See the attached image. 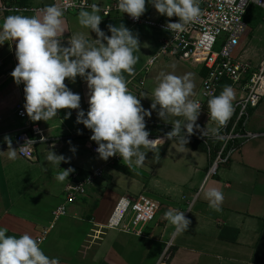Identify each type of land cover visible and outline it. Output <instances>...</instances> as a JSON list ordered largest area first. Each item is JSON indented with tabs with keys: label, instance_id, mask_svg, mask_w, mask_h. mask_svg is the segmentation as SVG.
<instances>
[{
	"label": "crops",
	"instance_id": "0c3cea01",
	"mask_svg": "<svg viewBox=\"0 0 264 264\" xmlns=\"http://www.w3.org/2000/svg\"><path fill=\"white\" fill-rule=\"evenodd\" d=\"M5 1L0 0V3ZM9 1L30 6L50 3V0ZM96 1L108 4L111 0ZM11 14L17 13L0 11V20ZM34 14L40 13L21 15ZM77 14L78 11L63 14L66 30L61 43L65 46L73 33L82 34L90 43L96 39L95 33L79 25ZM99 14L98 27L105 35H110L107 25L123 24L138 39V48L133 52L137 57L133 71L122 75L128 90L137 96L143 108L149 109L152 90L161 72L178 76L192 73L194 88L190 99L194 100L198 85L201 87L203 66L168 54H161L149 64L162 41L170 37L169 32L145 23L131 24L122 13ZM142 16L154 21L171 18L158 14L147 0ZM14 52L15 41L0 44V151L7 150L5 136L15 149L13 140L28 122L39 125L44 140L35 142L33 161L18 154L15 160L0 156V227L7 229L6 235L28 233L35 238L46 230L40 248L50 258L57 257L59 264H264L263 132L246 142H240L239 138L229 140L222 154L224 160L218 163L215 172H210L224 144V131L208 116L205 101L195 124L208 132L217 130L216 138L207 140V144L196 138L195 132L200 131L194 127L193 134L187 137L188 142H195L193 146L181 147L177 139L168 140L158 144L153 153L147 152L142 166H126L118 155L102 160L91 151L96 144L89 139L91 131L75 122L77 110L59 109L57 116L47 122L32 121L29 117L24 120L16 115L15 106L24 102V93L23 83H14L10 76L17 63ZM64 83L79 94L80 109L86 113V82L78 76L72 82L65 78ZM224 86L227 84H221L219 93ZM149 110L151 115L145 118L149 136L165 135L171 130L172 120H183V117L169 115L165 123L155 111ZM66 112L71 114L65 119ZM250 114L255 119L256 114L264 116L260 109H252ZM253 123H257V119ZM197 142L206 149L196 148ZM70 147L75 148L74 153L69 151ZM48 150L69 158L68 163L62 161L59 165L61 169L70 166L74 170L64 182L56 181L55 176L61 169L46 161ZM98 167H102L101 177L74 202L65 203V185L72 176L84 178ZM207 187H216L222 192L224 199L219 211L209 208L204 199L203 191ZM140 192L150 194L159 205V199L175 204L189 219L188 229L175 234L173 226L161 217L138 227L140 233L108 229L106 222L118 198L136 196ZM63 203L66 213L54 219L53 209ZM168 243L170 256L165 261L160 260Z\"/></svg>",
	"mask_w": 264,
	"mask_h": 264
},
{
	"label": "clouds",
	"instance_id": "9594fccd",
	"mask_svg": "<svg viewBox=\"0 0 264 264\" xmlns=\"http://www.w3.org/2000/svg\"><path fill=\"white\" fill-rule=\"evenodd\" d=\"M146 0H117L120 13H126L136 19L145 11ZM158 14L177 17L176 22H166L164 27L170 32L179 33L196 21L201 14L199 0H147ZM100 9L93 3L88 10L80 7L77 14L79 25L95 33L94 43H90L80 33H73L67 40V46L61 43L62 33L66 30L63 10L55 3L45 6L39 15L11 14L0 20V44L7 40L15 41L16 65L10 72L14 83H23V108L32 121H45L57 116L59 109H75L76 123H81L91 131L89 139L97 145L95 152L102 160L118 155L126 166H142L145 154L152 153L163 139H149L145 127V118L156 112L159 119L168 123L167 117H183V120L171 121V130L165 137H173L181 147L188 142L194 127L200 134L207 136L208 130L195 124L201 105L190 99L194 83L192 73L175 75L161 72L158 82L152 90L149 109L143 108L140 100L132 94L126 85L122 73L131 74L137 57L133 55L138 48L137 37L123 24L119 27L107 25L110 35H105L98 25L101 21ZM205 38L212 37L207 32ZM103 40V42H102ZM174 67V66H173ZM82 78L88 88V108L85 113L80 109V96L73 93L64 83L76 77ZM234 92L230 86H224L218 95L207 100L208 116L219 126H223L233 112ZM157 106H159L157 108ZM71 113L66 112V119ZM216 129H212L213 135ZM79 134V130H77ZM183 133V134H182ZM8 145L0 156L8 160L17 158L16 149ZM70 144V141L68 142ZM143 149V150H142ZM69 151L75 152L74 147ZM46 161L58 168L68 159L48 150ZM61 169V168H60ZM72 167L57 172V182H64ZM209 208L219 211L223 194L216 187H207L203 191ZM164 218L173 226L175 234L185 232L189 219L184 211L169 208ZM7 229L0 227V264H59L57 257H49L40 248V239L28 233L19 236L6 235Z\"/></svg>",
	"mask_w": 264,
	"mask_h": 264
},
{
	"label": "built area",
	"instance_id": "2783aa9c",
	"mask_svg": "<svg viewBox=\"0 0 264 264\" xmlns=\"http://www.w3.org/2000/svg\"><path fill=\"white\" fill-rule=\"evenodd\" d=\"M53 3L61 7L63 13L79 11L81 6L88 10V6L93 3L98 6L103 16L120 13L116 7L117 0H111L108 4H101L96 0H50L47 5ZM47 5L30 6L6 0L0 3V11L17 14L40 13V10ZM251 6L259 7L264 11V0H200V16L179 33L170 32L164 27L166 22H176L178 18L175 16L167 21H154L142 15L133 19L128 14L122 13L131 24L145 23L170 33V37L162 41L158 53L150 59L149 64H152L161 54H168L181 61L199 63L206 68L207 72L202 77L200 91L194 98L200 103V110L203 109L205 101L219 94L220 86L224 81L229 82L227 86L235 85L239 88L241 96L232 102V115L221 126L224 131L222 135L224 144L218 151L210 172H215L218 163L224 160L222 154L229 140L253 138L258 135L249 131L246 134L245 125L250 110L255 108L264 96V58L257 65H254L248 58L241 55L233 57V51L246 29L243 17ZM206 32L211 35V40L205 38ZM218 41L221 44L220 49L214 50V46ZM23 104L24 102L16 104V115L20 119L28 120ZM208 133L207 136L203 137L199 132H195L196 138L205 144H207V140L216 138L212 132ZM148 138H161L163 139L162 144L169 140L165 135L148 136ZM172 139L176 138L173 137ZM38 140H44L43 130L39 125L28 122L26 128L16 134L12 144L20 157L27 161H33L34 144ZM96 147V144L91 147V151L95 154H97L95 152ZM101 175L102 167L96 168L84 178H77L74 174L72 179L65 185V203H72L79 196L85 194L86 190L93 185L95 179L101 177ZM65 203L53 209L52 216L54 219L66 213ZM158 206V201L147 196L145 192H140L136 196L122 195L118 198L109 215L106 227L108 229L140 233L138 227L154 219ZM46 233L45 230L35 237L41 240L40 245L45 240ZM169 247L170 243L166 245L160 260L165 261L169 258Z\"/></svg>",
	"mask_w": 264,
	"mask_h": 264
},
{
	"label": "rangeland",
	"instance_id": "374dc122",
	"mask_svg": "<svg viewBox=\"0 0 264 264\" xmlns=\"http://www.w3.org/2000/svg\"><path fill=\"white\" fill-rule=\"evenodd\" d=\"M243 22L246 25V29L244 33L242 34V36L240 37L237 47L233 51V57H237L238 55H241L242 57L248 58L252 64H258L264 58V11L263 9L259 7L251 6L249 11L244 15ZM220 46H221L220 41H218L216 45L214 46V50H219ZM224 83H226L227 85L229 84V82L227 81H224ZM230 87L233 89V92H234L233 100L236 98H239L241 96L239 88L235 85H232ZM197 88H199L198 90L199 92L200 86L198 85ZM253 109L255 110L260 109L262 111V114H264L263 113L264 112V96L262 97L259 104ZM251 110H250V113H251ZM256 119H257V123H253V121H255ZM256 119L254 118V116H251L250 114L248 119L246 120L245 129H247L251 133L259 134L263 132L264 134V116L261 117V115L259 116V114H256ZM246 134H247V131H246ZM255 138L257 137L255 136ZM249 139L250 138H239V141L246 142ZM146 195L151 197V195L148 193H146ZM159 200L161 204L158 206L156 215L154 219L150 221V223L153 221L155 222L160 217L164 218L163 214L169 208L176 209L177 207L173 203H168L165 199H159ZM178 201L181 202L180 198H178ZM172 244H173V241H172Z\"/></svg>",
	"mask_w": 264,
	"mask_h": 264
},
{
	"label": "trees",
	"instance_id": "16d2710c",
	"mask_svg": "<svg viewBox=\"0 0 264 264\" xmlns=\"http://www.w3.org/2000/svg\"><path fill=\"white\" fill-rule=\"evenodd\" d=\"M21 3V2H20ZM21 4H23V3H21ZM201 72H202V75L203 76H205L206 75V72H207V70H206V68H202V70H201ZM193 143H195V142H192V141H190V142H187V144L185 145V146H193ZM201 146V148H205V146L202 144V143H200V142H197L196 143V148H199ZM206 149V148H205Z\"/></svg>",
	"mask_w": 264,
	"mask_h": 264
}]
</instances>
